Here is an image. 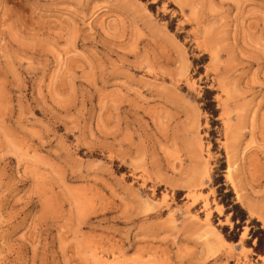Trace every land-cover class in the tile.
<instances>
[{"label": "rangeland", "instance_id": "rangeland-1", "mask_svg": "<svg viewBox=\"0 0 264 264\" xmlns=\"http://www.w3.org/2000/svg\"><path fill=\"white\" fill-rule=\"evenodd\" d=\"M254 218L264 0H0V264H264Z\"/></svg>", "mask_w": 264, "mask_h": 264}, {"label": "trees", "instance_id": "trees-1", "mask_svg": "<svg viewBox=\"0 0 264 264\" xmlns=\"http://www.w3.org/2000/svg\"><path fill=\"white\" fill-rule=\"evenodd\" d=\"M172 29V27L170 26ZM212 93V90L206 88V94L200 99L202 108L209 111L210 113L217 112L216 108L212 105L214 104L213 97H208ZM222 186L219 189L218 201L220 204L225 206V214L231 215V221L234 223L233 229H230L229 225L220 226L222 234L225 239L229 242H238L240 239L241 230L249 219L247 210L236 200L233 188L230 185H226L223 176L221 175ZM228 191L224 192V190ZM251 225L256 224L257 229L252 226L249 230V238L245 240V244L251 247L256 253H264V228L261 223L256 218L251 220ZM256 241L254 244L253 242Z\"/></svg>", "mask_w": 264, "mask_h": 264}]
</instances>
